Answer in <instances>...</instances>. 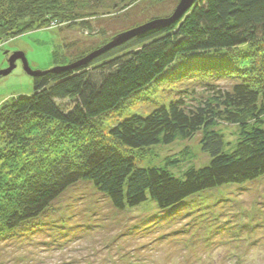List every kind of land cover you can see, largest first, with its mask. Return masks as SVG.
<instances>
[{
    "label": "trees",
    "instance_id": "1",
    "mask_svg": "<svg viewBox=\"0 0 264 264\" xmlns=\"http://www.w3.org/2000/svg\"><path fill=\"white\" fill-rule=\"evenodd\" d=\"M93 1L94 7L100 6L99 1ZM56 2L0 0V38L57 21L76 23L86 31L92 28L86 20L90 18L88 13H82L86 9H63L62 5L55 9ZM88 10L90 14L93 11L91 17L96 16V9ZM136 25L109 30L106 40ZM63 42L69 52L71 43ZM85 44L69 62L55 52L54 67L32 76L31 96L13 98L0 106V145L6 142L3 139L21 145L30 139L35 145L36 138L22 133L33 121L41 127L54 122L51 131L56 128V134L75 130L78 140L45 168L20 179L18 187L4 183L10 197L5 207L0 205V240L4 236L13 238L7 233L43 214L80 181L89 182L106 195L117 210L135 209L144 203L167 210L204 190L264 175V0H195L170 25L137 34L79 67L67 68L106 43ZM245 45L255 47L243 55L252 58L249 73L226 59L196 58L182 63L179 69L186 72L166 74L183 57L232 51ZM200 75L234 78L237 82L230 91L213 90L191 107L173 93L150 111L119 117L106 131L97 125L99 118L114 113L125 101L160 80L166 79L174 87L178 80ZM226 126L231 133L226 132ZM83 131L90 135L83 138ZM52 134H40L37 139L46 137L47 145L54 147L59 142L62 146ZM197 134L209 162L199 168L188 167L181 175L175 174L173 167L189 155L187 146L152 165L136 163L131 154L189 140ZM27 147L33 148L31 144ZM8 156L9 152L0 147V171L8 165Z\"/></svg>",
    "mask_w": 264,
    "mask_h": 264
},
{
    "label": "rangeland",
    "instance_id": "2",
    "mask_svg": "<svg viewBox=\"0 0 264 264\" xmlns=\"http://www.w3.org/2000/svg\"><path fill=\"white\" fill-rule=\"evenodd\" d=\"M68 1L70 3H66ZM97 1L99 7H94L93 0H57L55 5V9L61 5L63 9H86L82 13H88L90 18L86 20L92 23L88 31L76 23L57 21L48 27L44 25L0 38V70L9 68V59L14 54H23L29 68L39 71L54 67L57 62L55 52L64 56L65 62L72 61L86 42L101 46L113 38L106 40L110 38L109 30L170 18L179 2ZM88 9H96V16L91 17L93 11L90 14ZM62 40L67 41V45L71 43L69 52L63 48ZM254 48L245 45L226 52L196 53L177 60L166 74L183 72L185 69H179L182 63L196 58L205 61L226 59L249 73L252 58L250 54L247 58L243 55ZM236 82L234 78L200 75L178 80L173 87L163 79L125 101L114 113L99 118L97 125L106 131L119 117L150 111L166 102L169 96L173 97V93L183 98L186 107H191L213 90L230 91ZM32 94V76L24 69L22 59L17 58L15 68L0 75V106L13 98ZM54 124L47 122L41 127L33 121L24 128L22 133L28 135L26 137L36 138L35 145L30 139L23 140L22 145L3 139L6 142L0 145L1 150L8 151L10 157L8 165L0 171V205L3 207L10 197L4 183L18 187L20 179L45 168L50 160H56L61 153L77 145L75 130H67L69 133L65 132L62 138V133H55L56 128L51 131ZM224 129L227 133L232 132L229 128ZM34 131L42 135L56 134L53 140L60 139L64 146L58 142L51 147L47 145L46 137L39 140V133H30ZM89 135V131L82 132V137ZM199 139L200 134H197L189 140L132 151L131 154L136 163L152 165L187 146L189 155L173 167L174 173L181 175L188 167L199 168L209 162L210 157L202 151ZM29 144L32 149L27 147ZM79 184L71 186L43 214L7 233L13 238L4 236L0 240V264H264V175L252 181L204 190L167 210L146 203L135 209L117 210L107 196L98 193L89 182L80 181ZM2 214L0 208V217Z\"/></svg>",
    "mask_w": 264,
    "mask_h": 264
},
{
    "label": "water",
    "instance_id": "3",
    "mask_svg": "<svg viewBox=\"0 0 264 264\" xmlns=\"http://www.w3.org/2000/svg\"><path fill=\"white\" fill-rule=\"evenodd\" d=\"M194 1L195 0H179L172 17L154 19V20H151V21L144 23L140 26H137L135 28H132V29L123 31L121 33H118L117 35L113 36V38L108 43L103 45L101 48L91 52L90 54H88L84 58L68 65L67 68L79 67V66L87 63V61L91 60L93 57L100 54L101 52H103V51H105L111 47L122 44L137 34H140L142 32H146V31L151 30V29H157V28L166 27V26L170 25L175 20H177L187 9H189L191 7V5L194 3ZM17 58L22 59L24 69L26 70V72L29 75L35 76L39 72H43V71H39V70H32L31 68H29L23 54H20V55L14 54L9 59V64H10L9 68H7L5 70H0V75H6V74L10 73L15 68V61Z\"/></svg>",
    "mask_w": 264,
    "mask_h": 264
}]
</instances>
